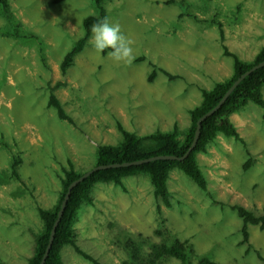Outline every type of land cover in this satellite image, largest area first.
<instances>
[{
	"label": "rangeland",
	"instance_id": "374dc122",
	"mask_svg": "<svg viewBox=\"0 0 264 264\" xmlns=\"http://www.w3.org/2000/svg\"><path fill=\"white\" fill-rule=\"evenodd\" d=\"M169 1L104 0L106 19L132 41L134 58L115 63L110 50L96 52L89 38L62 74V59L84 34V17L99 14L94 0H8L13 18L0 15V258L7 264H25L33 253L38 207L56 203L68 160L78 171L90 169L100 144L122 139L119 124L138 135L175 125L185 129L189 109L201 101L200 88L231 76L234 60L223 53L213 20L222 22L224 43L243 61L253 60L264 45V0ZM152 63L157 69L149 81ZM57 82L62 84L55 93L75 124L48 106L49 84ZM263 113L249 102L231 115L246 145L218 134L198 154L207 191L172 170L169 207L155 198L145 175L125 177V190L98 182L92 202L78 211L79 246L102 264H123L124 234L159 243L168 229L193 244L195 255L225 264H264V229L249 225L244 241L243 220L232 207L256 214L264 209ZM16 155L22 159L19 176L11 169ZM149 250L145 243L143 252ZM62 259L93 264L71 245L63 248ZM164 264L183 263L168 258ZM190 264H197L196 256Z\"/></svg>",
	"mask_w": 264,
	"mask_h": 264
},
{
	"label": "trees",
	"instance_id": "16d2710c",
	"mask_svg": "<svg viewBox=\"0 0 264 264\" xmlns=\"http://www.w3.org/2000/svg\"><path fill=\"white\" fill-rule=\"evenodd\" d=\"M59 1L61 0H53L54 3ZM169 2H176V0H170ZM94 4L98 9L99 14L84 17V34L76 41L75 45L62 59L60 63L62 74L67 73L68 68L73 65L75 57L88 44L91 36V27L101 19H106L104 0H94ZM0 15H4L8 19L13 18L8 0H0ZM213 22L217 23L220 30L223 53L226 56H231L234 60L231 76L222 81L216 82L210 89L200 88L202 96L201 101L196 106L189 109L190 123L185 129L181 130L175 125L170 131H156L149 134L138 135L132 131L126 130L121 124H119L122 139L117 144H100L96 150V159L93 166L134 161L158 155H184L193 141L198 119L218 104L225 92L231 87L234 81L241 76V74L257 63L264 61V45L260 48L253 60H241L237 54L229 50L224 43L225 36L222 22L216 20H213ZM16 27L19 28L20 23H17ZM17 33H11V35L21 37V34L18 35ZM152 65L154 69L149 76V81L153 80L157 69L155 64L152 63ZM160 70L166 73L170 78L175 77L162 68ZM60 84L62 83L57 82L55 85L49 84L51 92L48 106L54 107L57 115L62 120H68L75 124L74 119L65 111L61 100L55 93V89ZM263 88L264 66L247 75L232 93H230L223 105L202 122L198 143L185 159H157L138 165L101 169L95 171L75 186L57 227L52 248L45 264H62V250L66 245H71L79 254L93 264H102L96 259V257L79 246L77 239L78 235L75 229L78 211L83 204L92 202V190L98 182L120 185L125 190L123 181L125 177L145 175L153 187L155 198L161 200L162 204L166 207H169L171 205V193L168 187V179L171 171L178 169L192 179L200 189L207 191V179L199 165L198 154L206 153L207 146L217 137L218 134H223L227 137L233 136L236 140H239L242 144L246 145V141L239 134L231 115L249 102L255 103L264 111ZM21 162L22 159L19 155L13 157L11 169L15 176H19L18 169ZM248 163H250V159L244 165V168L248 166ZM61 169V190L59 197L52 207H38V214L41 220L40 227L33 235V253L29 256L25 264H40L45 254L51 229L57 219V214L68 185L82 176L85 172L78 171L74 162L71 160H68L67 165L62 166ZM232 207L234 210H237L236 212L238 216L243 220L242 232L244 241H248L249 238V225H259L261 229H264V209L261 214H256L241 205H234ZM157 211L161 219L160 226H163L162 228L165 229L164 219L161 216V205H157ZM161 227H158L156 233L160 234L163 232ZM164 233H166L165 238L159 243H150L148 238L142 239V235H137L135 237L128 233L124 234L126 239H124L122 243L123 248L128 254V259L124 261L123 264H164V261L168 258H175L180 260L183 264H190L192 256H196L197 264H225L213 260L208 256L195 255L193 244L188 240H181L180 238L175 237L168 229H165ZM145 243H149L150 250L148 252H143V246ZM259 256L263 258L261 255ZM0 264L7 263L0 258Z\"/></svg>",
	"mask_w": 264,
	"mask_h": 264
},
{
	"label": "water",
	"instance_id": "95a60500",
	"mask_svg": "<svg viewBox=\"0 0 264 264\" xmlns=\"http://www.w3.org/2000/svg\"><path fill=\"white\" fill-rule=\"evenodd\" d=\"M264 66V61L257 63L256 65H254L253 67H251L249 70L245 71L243 74H241V76L236 79L234 81V83L231 85V87H229V89L225 92V94L223 95V97L220 99V101L218 102V104L213 107L212 109H210L208 112H206L204 115H202L198 121H197V127H196V131H195V135L193 138V141L189 147V149L184 153V155L182 156H176V155H158V156H153V157H148V158H144V159H139V160H134V161H128V162H122V163H110V164H101V165H97V166H93L90 169H88L87 171H85L83 173L82 176H80L78 179L72 181L67 188V191L64 195V198L61 202V206L60 209L58 211L57 214V219L55 220L53 227L51 229V233H50V237H49V242L45 251V254L40 262V264H45L47 257L50 253V250L52 248V244L55 238V234H56V230L57 227L59 225V222L64 214V210L66 208V205L68 203V200L70 198L71 192L73 190V188L75 186H77L80 182H82L85 178H87L88 176H90L92 173H94L97 170H101V169H107V168H115V167H125V166H130V165H138V164H143V163H147L150 161H154L157 159H172V160H183L186 157L189 156L190 152L196 147L197 143H198V139L200 137V133H201V127H202V122L210 115H212L214 112H216L222 105L223 103L227 100L228 96L230 95V93H232V91L238 86V84L250 73H252L253 71H255L256 69L260 68Z\"/></svg>",
	"mask_w": 264,
	"mask_h": 264
},
{
	"label": "clouds",
	"instance_id": "9594fccd",
	"mask_svg": "<svg viewBox=\"0 0 264 264\" xmlns=\"http://www.w3.org/2000/svg\"><path fill=\"white\" fill-rule=\"evenodd\" d=\"M90 44L96 52L108 49V56L115 63H130L133 56L132 41L121 31L118 23L101 19L91 27Z\"/></svg>",
	"mask_w": 264,
	"mask_h": 264
}]
</instances>
